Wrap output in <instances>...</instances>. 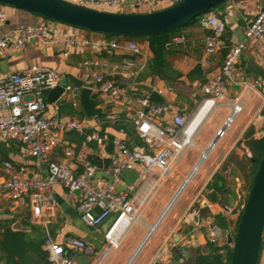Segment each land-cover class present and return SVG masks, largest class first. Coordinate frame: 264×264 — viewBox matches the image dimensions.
<instances>
[{
  "label": "built area",
  "instance_id": "1",
  "mask_svg": "<svg viewBox=\"0 0 264 264\" xmlns=\"http://www.w3.org/2000/svg\"><path fill=\"white\" fill-rule=\"evenodd\" d=\"M127 1L129 0H71L75 4L95 9H100L99 7L102 6L119 9ZM149 1H152L155 6L168 1L172 6L181 0ZM39 17L36 24L17 25L4 31L0 36V57L6 53L10 45L19 48L32 40L46 46L65 45L68 48L77 49V52L87 47H93L100 54L122 50L132 53L134 57L113 64L100 62L98 59L83 60L81 66L87 76L85 83L69 82L57 70L38 64L0 75V140L13 144L22 154L37 158L48 166V174L43 177L31 175L24 166H17L9 160L3 161V167L9 176L0 178V200L7 198L28 207L31 212L30 222L34 225L47 226L53 221L57 212L55 184H62L70 192H80L82 197L78 209L85 225L97 227L116 215L106 234L107 245L98 251L92 244L81 238L68 236L62 243H59L48 234L42 247L49 253V260L53 264H74L79 254L92 256V264H106L119 249L132 225L137 220H141L147 204L156 195L163 182L173 175L186 151L196 146L195 138L203 124L192 132L189 130L195 115L206 105L210 109L207 117L220 105H228L231 110L208 145L200 148V157L185 179L195 170L192 178L194 177L218 141L226 135L236 117L243 111L244 101L240 96L232 101H227L225 98L229 86L235 87V84H241L242 87L247 84L243 81L245 69L239 60L245 47V41L231 47L216 76L196 84L203 97L194 111L191 113L174 112L171 103L152 102V93L164 96L171 88L165 85L159 86L154 80L147 83L141 77L148 66L151 52L139 43L135 41L123 43L107 38L104 33L74 27L47 17ZM203 17L206 26L212 30V34L205 41L206 50L213 53L225 33V22L213 11ZM8 21V13L0 7V28L7 26ZM62 27H69L81 33L94 32L103 37L93 39L77 32L66 33ZM244 35L245 40L264 38V0L262 9L254 18L247 21ZM184 41V36L173 38V44ZM68 53L65 51L64 55L67 56ZM98 66L102 68L97 70ZM147 85L149 90L136 99V108H133L130 102L125 101L126 109L134 111L132 121L136 135L144 144L142 148L130 147L128 140L121 136L114 135L111 138V134L101 128L103 123L114 118L111 115L103 113L104 117L95 116L90 119L93 121L90 124L86 118L81 119L62 111L63 103L68 104L73 111H79L82 108L81 91L83 87L92 88L99 97L110 96L113 99H121ZM58 86H62V92L49 104L47 102L48 93ZM164 113L172 114L170 122H163L159 117ZM255 120L264 124L262 110L258 111L253 121ZM67 132L84 136L86 142H94L102 148L111 142L116 150L111 155V163L106 165L93 162L85 152L78 151L76 145L66 141ZM262 136H264V128L255 134L256 138ZM58 151L65 159L71 160V163L55 158L54 155ZM200 161L202 163L197 167ZM137 163L143 164V168L137 169L135 167ZM131 168L137 169L138 177L133 184L127 185L120 172L122 169ZM99 172L104 175L99 176ZM117 181L126 184L127 190L118 191ZM183 184L184 181L180 186ZM188 184L189 182L179 192L180 186L176 189L153 224L154 226H149L139 246L149 240L156 226ZM167 208L168 211L162 217ZM191 210L201 226L208 225L209 218L199 207L193 205ZM223 210L231 216L239 217L241 213L230 204L224 205ZM208 228L211 239L216 240L218 237L216 226L210 223ZM171 245L175 246L176 242H172ZM165 263H167V258L162 255L161 251L156 253L149 262V264Z\"/></svg>",
  "mask_w": 264,
  "mask_h": 264
},
{
  "label": "crops",
  "instance_id": "2",
  "mask_svg": "<svg viewBox=\"0 0 264 264\" xmlns=\"http://www.w3.org/2000/svg\"><path fill=\"white\" fill-rule=\"evenodd\" d=\"M262 2L263 0H226L219 7L218 11H213L225 22V33L219 40L218 48L213 53H209L206 50L205 41L206 38L212 34V30L206 26L204 17L194 23L183 26L182 29L176 31L174 37H185L184 42L176 45V53L170 55L173 57V61L170 60L173 66L182 73L181 77H179L176 81H167L157 75H145V72L141 75L147 83H151L152 80H154L159 86H169L171 89H168L164 95L166 103L172 104L174 112L182 111L188 113L189 106L187 101L191 99L192 94L198 93L202 97L203 94L196 85L197 83H200L201 80L195 79L194 81H190L187 74L196 65L200 64L206 80L213 78L219 73L223 60L231 47L239 42L245 41V47L241 52L239 60L240 64L245 69V73L247 72V69H250V72L247 73L248 82L246 86L244 85L240 89L234 87L236 90L234 98L227 99V101H232L237 96H240L244 101L243 111L236 117L237 119L239 116H242L241 128L238 125L235 126V129L240 128L239 132L232 135V133H234L232 126L236 122L235 119L226 135L218 141L215 148L207 157L208 159L212 154H215V158L217 157V159L209 165L203 164L207 160L206 159L201 164V166H203H200L198 169L199 177L195 179L192 178L193 180L189 182L193 188L188 194L185 193L187 196L186 202L181 203L179 199L177 202L175 201L176 203L174 202L175 205L174 203L172 204V206L174 205L173 209H171L172 206L169 211L167 208L162 216H164L168 211L167 214L156 226L149 240L144 245L139 246L146 234H144L142 238H137V244L134 245L131 255L124 262V264H132L139 253L143 252L145 247H150L151 245H154V247L151 246V248H149L150 250L147 252L148 258L142 262V264H149L151 258L159 251H161L162 255L167 258V263L165 264H186V261L195 252V250L202 249L207 251L208 242L214 243L218 247L230 245L229 239L233 238V235L235 234L238 216H231L227 214L223 208L224 205L230 204L237 208L238 211H242V207L244 206V203L242 202L244 192L249 188L246 181L248 179V175L250 174V157L252 156V153L245 142V134L251 127L254 128L255 134L257 131L264 128V124L260 121H253L258 111L262 110L264 113V94L257 89L255 84H261L264 88V38L260 40H245L244 35V27L247 21L254 18L262 9ZM169 6L170 4L168 1H163L161 4L155 6L152 1L149 0H129L119 9L103 6L99 8L101 10L113 12H149ZM0 7H2L9 15L7 26L0 28V36L7 28L17 25L36 24L40 19L39 16L31 12L10 5L0 4ZM62 30L66 33H81L77 30L70 29L69 27H62ZM81 34L93 39L103 37L101 34L89 31ZM111 39H116L123 43L135 41L150 51L151 57L153 55L149 46V40L145 37L118 36ZM76 50L77 49L71 47L68 48L65 45L58 44L46 46L43 43L34 40L23 44L19 48L10 45L6 50V53L0 57V75L12 71H20L31 65L38 64L49 66L57 70L63 75L64 79L69 82L85 83L87 76L81 66V62L83 60L98 59L100 62L113 64L115 62H121L123 59L134 57L132 53L122 50L115 51L114 53L102 54H100L93 47H87L84 50L79 49L78 52ZM65 51L69 52L67 56L64 55ZM101 68V66L96 67L97 70H100ZM147 90H149L148 85L141 87V89L130 94V96H124L121 99H113L110 96L99 97V95H97L94 91L93 96L101 100L98 107L103 108L104 113L114 117L113 119L103 123L101 128L106 129L109 134L123 137L126 132L117 129L114 126L118 120L122 119L123 115L125 116L124 118L135 128L132 121L134 111L126 109L125 101L130 102L132 107L136 108V99L139 96L144 95ZM228 92L230 93L231 91ZM254 97H258V101L255 103H253ZM200 100L198 104L200 103ZM225 106L228 107V111L222 123L215 129L214 134L210 139H204L202 145H199L197 143V139L199 138L200 131L209 117L205 118L202 123L203 125L195 138V145H199L197 146L198 149L204 148L208 145L217 130L225 121L226 117L229 115L231 111L230 106ZM65 113L70 114L68 111ZM76 116L81 118L78 114ZM159 117L163 120V122H170L172 114L164 113L159 115ZM84 118H86V116ZM92 122V120L89 121L90 124ZM104 125L106 126L104 127ZM229 133V137H226ZM65 138L66 141L76 145L78 151L85 152L88 158L93 162L96 160L95 163H104L109 165L111 163V155L116 152L115 148L113 153H109L106 147L102 148L94 142H86L85 140L78 141L79 136L74 132H67L65 134ZM128 142L130 143V147L142 148L144 146L143 142L140 145L136 144L132 136ZM9 148L10 147L7 143L0 140L1 163L9 160L17 166H24L31 175L35 174L44 177L48 174L47 164L41 162L39 169L28 166L22 162V158L18 156L14 150H11L12 148ZM54 157L60 161L71 163V160L65 159L60 151L56 152ZM107 159H109L110 162H107ZM236 161H239V164H237ZM135 167L140 170L143 168V164L137 163ZM235 167H238L242 173L238 175L233 174ZM217 172H220L224 179L223 181H219V185H224L223 192L214 190V187L211 185L213 184L214 175ZM98 175L103 176L104 173L99 172ZM8 176L9 174L6 169H4L3 164H0V178ZM116 187L118 191L127 190L126 184L122 181H117ZM54 188L57 202V212L53 221L47 226H44L46 233L49 234L54 241L59 243H62L68 236H74L92 244L98 251L102 250L108 243L106 234L114 220L111 222L106 231H104L103 228L106 223L112 219V217L97 227H89L82 221L78 209L79 201L82 197L81 193L77 191L70 192L68 188L64 187L60 183H56ZM211 195L215 198L217 197V200H211ZM193 205L199 207L203 214L209 218L208 225L212 223L216 226L218 231V237L216 240L213 241L211 239L208 225L201 226L197 221L193 211L191 210ZM146 210L147 208L144 210L143 214ZM162 211L156 216L152 223L148 224V228L155 223ZM10 213L21 214V218L23 219L29 218L30 220L31 218V212L28 207L26 208L22 204L19 205L10 199L3 198L0 200V228L2 230L6 226L12 227V224L17 221L15 220L12 222V220L8 218ZM7 221L9 223H6ZM153 226L152 231L154 228ZM160 228H162L160 234L154 241L153 236ZM172 242H176V245H171ZM180 249H182V252H180ZM221 251L224 250L221 249ZM263 251L264 233L260 251L261 255H259L258 264H264V258L262 257ZM169 255L170 257L168 258ZM74 264H85L84 255H78ZM89 264H92V259Z\"/></svg>",
  "mask_w": 264,
  "mask_h": 264
},
{
  "label": "water",
  "instance_id": "3",
  "mask_svg": "<svg viewBox=\"0 0 264 264\" xmlns=\"http://www.w3.org/2000/svg\"><path fill=\"white\" fill-rule=\"evenodd\" d=\"M226 0H181L179 3L149 12H113L81 6L68 0H0L37 16L47 17L74 27L104 34L120 36L153 35L194 23ZM247 72L243 81L248 82ZM240 89L241 84H235ZM62 92V86L49 91L50 104ZM101 101L93 96V89L83 87L81 91L82 109L87 119L104 113L98 107ZM121 175L127 185L133 184L138 171L135 168L122 169ZM78 192V191H77ZM13 230L30 232L33 228L21 221L12 224ZM264 233V154L257 167L252 187L243 206L241 219L235 238L229 239L232 246L230 264H258ZM79 256H82L79 254Z\"/></svg>",
  "mask_w": 264,
  "mask_h": 264
},
{
  "label": "trees",
  "instance_id": "4",
  "mask_svg": "<svg viewBox=\"0 0 264 264\" xmlns=\"http://www.w3.org/2000/svg\"><path fill=\"white\" fill-rule=\"evenodd\" d=\"M211 11H214L212 9ZM199 17L194 22L200 20ZM179 28V27H178ZM178 28H173L171 30L161 32L153 35H142V36H130V37H145L149 40V46L152 51V57L149 59L148 66L145 70V75H157L167 81H176L181 77L182 73L179 72L173 66L169 59L170 55L176 53V45L173 44V38L175 32ZM113 34H104L107 38L111 37ZM120 36V35H119ZM129 37V36H125ZM187 77L190 81L195 79L201 80V82L206 81V77L203 73L200 64L196 65L188 74ZM152 102L156 104H163L166 102L164 96L157 93H152ZM62 111L69 112L72 115H79L81 118L85 117L83 109L79 111H73L72 108L66 104H62ZM104 117L105 114L100 115ZM122 116V119L118 120L114 125L115 128L123 130L129 136L133 137L136 144H142L140 138L136 135L134 126ZM106 125H104L105 127ZM78 135V134H77ZM79 136V135H78ZM114 137V135H110ZM85 140L84 136H79L78 141ZM245 142L250 149L252 156L250 157V175L251 184L249 186V191L252 187L253 180L257 171V167L264 154V136L260 138L255 137L254 128L251 127L249 131L245 134ZM130 145V143H129ZM109 153L114 152V146L109 142L106 146ZM96 162V160H94ZM110 162L109 159L106 160ZM224 180L220 172L215 173L213 178L214 190L223 192L224 185H219V181ZM211 200H217L213 195L210 196ZM243 211V209H242ZM242 211L238 217L236 231L234 236H236L237 228L241 219ZM26 224L31 225L26 222ZM33 229L35 227L31 225ZM44 237L39 235L24 231V230H13L11 226H6L3 230L0 228V264H53L49 260V253L45 251L42 247L44 242ZM208 250L197 249L186 261V264H230L232 259V246L226 245L224 247H218L214 243H207ZM223 249L224 251H221Z\"/></svg>",
  "mask_w": 264,
  "mask_h": 264
},
{
  "label": "rangeland",
  "instance_id": "5",
  "mask_svg": "<svg viewBox=\"0 0 264 264\" xmlns=\"http://www.w3.org/2000/svg\"><path fill=\"white\" fill-rule=\"evenodd\" d=\"M3 5H7V4H3ZM219 7L215 8L214 11H218ZM180 29H182V27H179L176 31H178ZM118 36L119 35H111V37H118ZM169 59L171 61H173L172 56H170ZM255 84H256L257 89H259L264 94V88L262 87V85L257 84V83H255ZM229 91H231V92L226 93L225 100L230 99V98H234V96H235L234 93L236 92V90L234 89V87L229 86ZM201 98H202V96L199 95L198 93L192 94L191 99H189L187 101V104L189 106L188 113H191L192 111H194V109L196 108V106H197V104ZM256 101H258V97H254L253 103H255ZM227 111H228V107L225 105H220L214 109V111L211 113V115L207 119L205 125L203 126V128L200 131V136L197 139V143L199 145H202L204 139L208 140L213 136L215 129L222 123L223 119L225 118ZM241 117L242 116H239L236 119V122L233 124L232 130H234V133H232V135L237 134V132H239V130H240V128L242 126ZM87 121L89 122L90 120H87ZM236 125L240 126V128L235 129ZM229 135H230V133L227 134L226 137H229ZM123 137L126 138L127 140L131 139V136H129L127 133H124ZM5 143H7V142H5ZM7 145L10 148H12L11 149L12 151L14 150L17 153V155L22 158V162L24 164L31 166V167H34L36 169H39L41 162L37 158L31 157V156H26V155L22 154L20 152L19 148H16L11 143H7ZM199 145L190 147L186 151L185 155L178 162L177 167H176L173 175L166 182H163V184L160 186L156 195L147 204V207H146L147 210L142 215L141 220H137L132 225V227L130 228L126 237L124 238L121 246L111 256V258L108 260V262L106 264H124V262L129 258V256L132 253V249L134 248V245L137 244V238L138 239L142 238L144 236V234L147 233L148 224H150L154 221L156 216L162 211L165 204L174 195V192L176 191V189L182 184L183 181H185L184 180L185 176L189 173L193 164L195 163V161L198 159V157L200 155V151H199L200 148L198 149V147H197ZM218 149H220V148H218ZM215 159H217V157L215 158V154H212L203 164L209 165ZM236 163L239 164V161H236ZM0 164L2 165L1 162H0ZM240 173H242V171H240V169L238 167H235L233 174L238 175ZM197 177H199V171L194 175L193 179H195ZM250 179H251V175L249 174L248 179L246 181V184L248 187L251 184ZM192 188H193L192 185L189 183V185L184 190L183 194L180 195V197L176 200V202L180 199L179 201H181V203H185L186 198H187L186 194H188ZM248 193H249V188L246 189L244 192V198L242 201L244 204L246 202ZM175 203H174V205H175ZM174 205L172 206L171 209H173ZM21 216H22L21 214L10 213L8 218L11 219L12 222L15 220L18 221V219H21L19 221L23 222V224L26 225V222H28L31 225H33L35 227V229H32L30 231V233L39 235V236L44 237V238H46L48 236L43 225H34L30 222L29 218L23 219V218H21ZM115 217H116V215L114 217H112V219L108 223H106V225L103 228L104 231H106L108 229V227L110 226L111 222L114 220ZM6 223H9V222L7 221ZM161 229L162 228H160L157 231V233L153 236L154 241L157 239V236L160 234ZM233 238H235L234 235H233ZM135 240H136V243H135ZM151 246L154 247V245H151ZM151 246L145 247L144 251L139 253V255L135 258V260L133 261L132 264H142V262H144L148 258L147 252L150 250L149 248H151ZM262 257L264 258V251L262 253ZM91 259H92V256L84 255V263L85 264H89L91 262Z\"/></svg>",
  "mask_w": 264,
  "mask_h": 264
},
{
  "label": "bare ground",
  "instance_id": "6",
  "mask_svg": "<svg viewBox=\"0 0 264 264\" xmlns=\"http://www.w3.org/2000/svg\"><path fill=\"white\" fill-rule=\"evenodd\" d=\"M209 107L208 105H206L204 108H202L196 115L195 117L192 119L191 121V125H190V131L192 132L196 127L200 126V124H202L205 120V118H207L208 113H209ZM205 154L207 155L208 152L206 151ZM202 163V161L199 162V164H197V167L200 166V164ZM195 170L185 179L183 186H180L178 192L180 190H182V188L188 183L190 182V179L192 178L193 174H194ZM179 194V193H178ZM163 217V216H162ZM131 262V261H130Z\"/></svg>",
  "mask_w": 264,
  "mask_h": 264
}]
</instances>
